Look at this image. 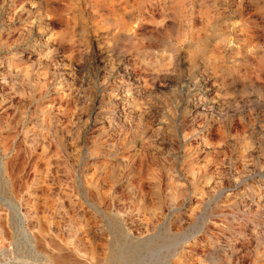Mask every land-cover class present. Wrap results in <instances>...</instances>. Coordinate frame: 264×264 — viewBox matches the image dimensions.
Returning a JSON list of instances; mask_svg holds the SVG:
<instances>
[{"label":"rangeland","instance_id":"1","mask_svg":"<svg viewBox=\"0 0 264 264\" xmlns=\"http://www.w3.org/2000/svg\"><path fill=\"white\" fill-rule=\"evenodd\" d=\"M0 264H264V0H0Z\"/></svg>","mask_w":264,"mask_h":264},{"label":"bare ground","instance_id":"2","mask_svg":"<svg viewBox=\"0 0 264 264\" xmlns=\"http://www.w3.org/2000/svg\"><path fill=\"white\" fill-rule=\"evenodd\" d=\"M89 246V245H88Z\"/></svg>","mask_w":264,"mask_h":264}]
</instances>
